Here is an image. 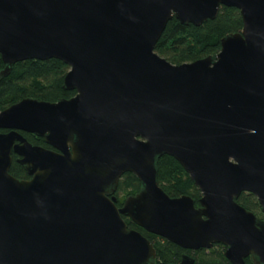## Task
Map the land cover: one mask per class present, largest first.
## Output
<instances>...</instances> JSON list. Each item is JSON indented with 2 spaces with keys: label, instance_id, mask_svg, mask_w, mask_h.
Wrapping results in <instances>:
<instances>
[{
  "label": "water",
  "instance_id": "95a60500",
  "mask_svg": "<svg viewBox=\"0 0 264 264\" xmlns=\"http://www.w3.org/2000/svg\"><path fill=\"white\" fill-rule=\"evenodd\" d=\"M222 6L243 27L217 54L174 64L155 51L173 17L200 26ZM0 55L3 77L57 58L76 92L0 111V264H156L154 243L124 216L185 249L221 243L232 264H264V218L237 201L253 193L264 213V0H0ZM13 153L29 179L11 174ZM165 154L199 206L160 186ZM126 172L142 188L118 206Z\"/></svg>",
  "mask_w": 264,
  "mask_h": 264
},
{
  "label": "trees",
  "instance_id": "16d2710c",
  "mask_svg": "<svg viewBox=\"0 0 264 264\" xmlns=\"http://www.w3.org/2000/svg\"><path fill=\"white\" fill-rule=\"evenodd\" d=\"M242 27L240 10L230 6H222L215 19H210L200 26L185 25L173 17L158 40L155 51L174 64L192 62L217 54L221 50L222 38L239 32ZM4 67L0 55V71ZM68 70L69 66L57 58L27 59L15 63L8 76L0 75V111L28 97L50 102L71 98L76 92L64 88V78ZM22 133L31 143L52 148L43 137L28 132ZM12 156L11 174L19 179H29L25 166L18 161L19 156L15 153ZM157 168L158 182L170 196L189 195L195 200L196 206H199L201 191L176 158L167 154L159 157ZM141 188L142 183L135 174H123L116 191L118 206H122L126 197L137 194ZM237 201L253 211L258 218H264V215L261 217V205L253 193L243 192ZM124 219L129 228L139 230L154 243L157 250L156 264L178 262L186 253L195 258V264H232L225 256L226 247L221 243L210 249L189 250L148 232L127 216H124ZM246 261L248 264H255L251 256L247 257Z\"/></svg>",
  "mask_w": 264,
  "mask_h": 264
},
{
  "label": "flooded vegetation",
  "instance_id": "af4514ba",
  "mask_svg": "<svg viewBox=\"0 0 264 264\" xmlns=\"http://www.w3.org/2000/svg\"><path fill=\"white\" fill-rule=\"evenodd\" d=\"M5 131H7L6 129H4ZM2 132H4V131H2ZM17 155V154H16Z\"/></svg>",
  "mask_w": 264,
  "mask_h": 264
},
{
  "label": "rangeland",
  "instance_id": "374dc122",
  "mask_svg": "<svg viewBox=\"0 0 264 264\" xmlns=\"http://www.w3.org/2000/svg\"><path fill=\"white\" fill-rule=\"evenodd\" d=\"M263 215H264V214L262 213L261 217H263Z\"/></svg>",
  "mask_w": 264,
  "mask_h": 264
}]
</instances>
